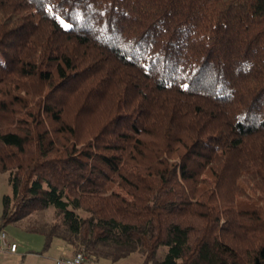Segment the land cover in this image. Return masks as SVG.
I'll return each mask as SVG.
<instances>
[{
    "label": "trees",
    "instance_id": "obj_1",
    "mask_svg": "<svg viewBox=\"0 0 264 264\" xmlns=\"http://www.w3.org/2000/svg\"><path fill=\"white\" fill-rule=\"evenodd\" d=\"M2 173L45 248L264 264V0H0Z\"/></svg>",
    "mask_w": 264,
    "mask_h": 264
},
{
    "label": "rangeland",
    "instance_id": "obj_2",
    "mask_svg": "<svg viewBox=\"0 0 264 264\" xmlns=\"http://www.w3.org/2000/svg\"><path fill=\"white\" fill-rule=\"evenodd\" d=\"M7 177L8 173L0 174V215L2 212V197L11 194V188L8 184ZM53 220L54 210L49 208L41 213L34 212L16 223L5 225L1 231L5 232L8 241L16 244L17 250L15 254L0 252V264H55V260L60 258L56 245L58 242H61V240L54 238L50 246L45 248L44 238L42 234L36 230L39 229V225L51 224ZM30 229H33V231ZM164 253L165 248H159L156 255L157 259L162 258ZM72 254L74 253L72 252ZM102 260V263L100 262L99 264H107L103 263L105 261ZM88 261L89 260H87V264L90 263V261ZM117 262H111L109 264H142L143 256L141 253L135 252L128 255L123 261ZM91 264L96 263L91 262Z\"/></svg>",
    "mask_w": 264,
    "mask_h": 264
},
{
    "label": "built area",
    "instance_id": "obj_3",
    "mask_svg": "<svg viewBox=\"0 0 264 264\" xmlns=\"http://www.w3.org/2000/svg\"><path fill=\"white\" fill-rule=\"evenodd\" d=\"M15 243L8 241L5 232H0V252H16ZM55 264H87V258L82 252H77L70 257H62L55 260Z\"/></svg>",
    "mask_w": 264,
    "mask_h": 264
},
{
    "label": "crops",
    "instance_id": "obj_4",
    "mask_svg": "<svg viewBox=\"0 0 264 264\" xmlns=\"http://www.w3.org/2000/svg\"><path fill=\"white\" fill-rule=\"evenodd\" d=\"M56 249L59 251V257L60 258H62V257H69V256H71V255H73L72 254V250L68 247V246H66L65 244H63L62 242H58V244L56 245ZM17 250V249H16ZM7 253H9V252H7ZM16 252H14V253H9V254H15ZM125 259V258H124ZM124 259H121V260H119L118 262H120V261H123ZM101 260L102 259H99V260H97V261H95V263L96 264H99L100 262H101ZM102 261H105V262H103V263H107V264H109V263H111L109 260H107V259H103ZM117 262V263H118ZM102 263V262H101ZM116 263V262H115ZM89 264H91V262L89 263ZM114 264V263H113Z\"/></svg>",
    "mask_w": 264,
    "mask_h": 264
}]
</instances>
